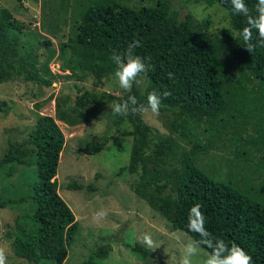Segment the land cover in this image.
Here are the masks:
<instances>
[{
	"label": "trees",
	"instance_id": "16d2710c",
	"mask_svg": "<svg viewBox=\"0 0 264 264\" xmlns=\"http://www.w3.org/2000/svg\"><path fill=\"white\" fill-rule=\"evenodd\" d=\"M193 1L219 3L228 12L230 27L221 35L214 34L209 17L195 20L187 13L181 16L167 0L139 7L120 0H86L78 10L74 35L58 46V53L49 40L41 42L47 48L42 60L19 42L23 22L0 7V83L21 78L52 84L41 73L51 74L50 61L63 58L66 47L73 57L74 73L87 76L84 68L100 81L113 76V53L123 52L129 43L139 40L140 46L134 51L142 58H151L146 76L150 82L143 91L133 85L131 93L112 99L123 102L131 94L145 103L149 92L169 91V96L162 97L159 112L172 116L170 125L176 137L158 136L154 140L150 128L135 116L129 160L116 176L125 171L134 175L130 189L165 218L171 231L180 230L198 239L186 225L189 209L199 204L205 226L214 236L242 247L254 264H264V168L260 174L246 175L241 185H226L208 176L197 163L198 153L206 152L215 128L223 136L239 126L233 125L234 121L246 126V119H257V124L264 126V47L257 46L252 53L244 48L239 32L246 26V18L232 12L229 0ZM65 2L60 0L59 5ZM245 2L255 14L256 0ZM169 72L174 74V81L169 80ZM86 103L103 105L104 101L86 91H79L74 99L70 94L54 97V116L38 115L26 137L10 142L0 157V167L12 162L36 165V177L26 196L0 199V207L23 209L15 218V229L5 234L20 259L62 264L79 230L74 213L58 193L56 174L64 134L56 119L68 125L90 121L81 112L77 116ZM9 109L0 100V112L6 114ZM108 139L88 143L82 150L98 153ZM67 186L83 188L76 182ZM27 202L32 207L24 209ZM130 249L143 259L152 255L139 243ZM109 251L108 246L99 247L79 264H104Z\"/></svg>",
	"mask_w": 264,
	"mask_h": 264
},
{
	"label": "rangeland",
	"instance_id": "374dc122",
	"mask_svg": "<svg viewBox=\"0 0 264 264\" xmlns=\"http://www.w3.org/2000/svg\"><path fill=\"white\" fill-rule=\"evenodd\" d=\"M59 1L0 0V7L7 8L23 22V28L18 33L19 42L28 52L37 54L39 60L43 59L42 54L47 51L41 44L43 40H49L51 47L58 53V46L74 35L78 10L86 0H67L63 5H59ZM120 1L139 7L153 5L156 0ZM167 2L181 16L187 13L195 20L209 17L210 30L214 34L221 35L225 28L230 27L227 10L217 2L211 5L193 0ZM62 57L57 56L50 61L51 74L41 73L52 80L50 85H40L21 78L0 83V100L10 107L6 114L0 112V157L10 142L21 141L26 137L38 115L54 116V97L61 98L70 94L74 99L79 91H86L90 96L103 100V105L86 103L78 109L77 116L81 112L89 116L90 121L68 125L56 119L64 134V146L56 174L58 193L79 222V230L62 264H79L103 246L110 248L103 259L104 264H178L181 253L176 242L171 239V233H180L185 240L191 237L180 230L171 231L165 218L130 189L129 181L135 178L134 175L125 171L116 176L119 167L126 165L129 160L135 116L140 117L150 128L154 140L158 136L176 137L170 125L172 116L162 112L155 115L150 110L133 114L131 118L129 115H113L109 107L114 102L112 98L122 97L126 93L120 89L113 76L103 77L99 81L84 68L88 72L87 76L74 73L73 57L68 47ZM149 82V78L144 77L140 84L134 85L143 91ZM256 120L246 119V126L234 121L233 125L239 123V126L233 127L223 136L215 128L208 149L197 155L199 167L208 176L226 185H234L236 182L241 185L249 173L260 174L264 168V126L258 125ZM106 137L109 139L98 153L83 152L86 144ZM8 171H11L10 175H7ZM35 177V164L24 166L12 162L2 165L0 199L26 196ZM70 182L83 184V188L70 189L67 186ZM261 199L264 200V196ZM14 207H0V247L7 249L8 264H36L16 257L11 239L5 235L7 231L15 229V218L23 213V209ZM31 207L29 202L23 205L24 209ZM102 209L107 215L95 222L93 213ZM145 233L150 234L159 246L151 249L142 244L139 237ZM135 243L150 249L152 255L143 259L134 254L130 246ZM206 255L207 251L202 248L201 256Z\"/></svg>",
	"mask_w": 264,
	"mask_h": 264
},
{
	"label": "clouds",
	"instance_id": "9594fccd",
	"mask_svg": "<svg viewBox=\"0 0 264 264\" xmlns=\"http://www.w3.org/2000/svg\"><path fill=\"white\" fill-rule=\"evenodd\" d=\"M232 12L246 18V26L239 32L244 48L252 53L257 46L264 47V0H256L255 14L250 11L245 0H229ZM139 40L128 44L123 52H114L111 56L112 62L116 65L113 73L114 80L120 89L131 93L134 84H140L151 69V58H142L135 53L140 46ZM169 80H175L173 73L169 72ZM170 92L165 90L162 93L149 92L145 103H140L135 95H128L123 102H112L109 106L115 116H128L130 114L151 113L158 115L161 107L162 97H167ZM107 215L105 210L93 213V220L98 222ZM206 217L199 204L191 206L187 216V230L194 233L197 238L185 240L180 233L172 232L171 239L178 245L181 253L178 264H254L252 256L239 245L227 244L222 238L214 236L205 226ZM145 246L155 249L159 245L148 233L139 237ZM207 249V255L201 256V249ZM0 264H8L7 249L0 247Z\"/></svg>",
	"mask_w": 264,
	"mask_h": 264
}]
</instances>
